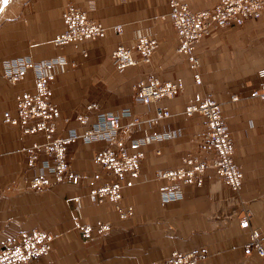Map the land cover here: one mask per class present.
<instances>
[{"label":"crops","instance_id":"obj_1","mask_svg":"<svg viewBox=\"0 0 264 264\" xmlns=\"http://www.w3.org/2000/svg\"><path fill=\"white\" fill-rule=\"evenodd\" d=\"M69 1L102 25L120 24L121 31L108 30L75 44H53ZM184 1L197 8L216 0ZM167 10L166 0H25L18 11L0 19V67L4 59L25 54L36 60L65 58L49 83L50 101L58 109L55 134L70 127L80 130L76 114L87 103L104 110L127 106L142 117L151 116L158 106L169 111L157 123L141 121L130 132L120 131L110 142H68L66 158L78 179L33 188L28 183L36 169L28 151L38 159L44 155L40 148L26 147L43 136L24 133L18 124L2 118L4 110L12 112L15 95L31 88V73L9 81L0 69V246L31 227L53 235L45 253L22 264H146L188 249L203 253L201 264H264V257L244 250L252 229L264 247V99L248 94L257 80L256 69L264 65V16L248 18L239 26L210 27L194 46L199 56L196 83L184 54L176 50L174 27L163 15ZM138 37L156 40L149 62L112 65L109 51L117 43L131 47L133 58L139 59L134 48ZM148 72L159 81L179 79L183 89L172 97L141 103L136 83ZM204 95L219 103L233 145L231 157L242 172L241 184L234 190L206 167L199 183L180 184V198L160 201L158 187L166 181L156 178L155 172L174 167L182 154L198 146L205 119L198 112L186 114L183 108ZM160 131H171L172 136L148 138ZM141 137L146 139L143 143L133 144ZM104 148L142 152L136 174H127L128 183L120 189L119 203L130 207L125 216L118 214L112 200L92 202L85 196L108 180L123 182V177L93 160V154ZM96 220L107 222L108 230L99 233ZM75 221L91 225L87 238Z\"/></svg>","mask_w":264,"mask_h":264},{"label":"built area","instance_id":"obj_2","mask_svg":"<svg viewBox=\"0 0 264 264\" xmlns=\"http://www.w3.org/2000/svg\"><path fill=\"white\" fill-rule=\"evenodd\" d=\"M166 1L168 10L163 15L170 19L174 27L176 50L184 54L196 83L199 82L197 72L199 56L194 46L210 27L239 26L248 18L264 16V0H216L211 5L201 8H191L184 0ZM62 22L61 31L51 39L55 45L75 44L80 40L102 36L108 30L119 33L122 29L120 24L102 25L90 17L86 10L69 2L62 11ZM155 45L154 38L138 37L134 48L139 53V59H134L131 47L117 43L109 51L110 63L120 68L140 61L149 62ZM65 63V58L61 55L36 60L29 54L9 57L1 62V75L9 81L20 80L26 72L31 73V88L15 95L12 112L4 110L2 118L11 124H18L24 133L37 132L43 136L41 142L32 143L26 147L27 150L40 148L44 155L38 159L31 151H28L29 162L36 169L35 175L28 183L33 188L50 185L53 181L78 179V173L70 168L66 158L65 146L68 142L74 140L110 142L120 131L130 132L133 126L141 121L154 124L169 115L165 106L155 107L151 116L142 117L132 112L127 106L117 110H104L95 103H87L84 110L76 114L78 122L83 126L80 130L70 127L62 134H55L58 109L50 101L49 83L54 73ZM255 74L256 83L250 88L248 94L263 100L264 65L258 67ZM182 89L183 83L179 79L159 81L151 72H148L136 83V99L148 104L158 98L172 97ZM183 111L186 114L192 112L202 114L206 129L196 149L182 154L177 165L156 170L155 177L166 181L158 187V199L170 201L180 198L182 196L180 184L199 183L206 167L213 168L230 188L234 190L239 188L242 172L239 165L232 160L233 145L227 124L220 116L219 103L212 96L204 95L199 101L186 105ZM170 136H172L171 131H160L149 135L148 138L162 140ZM145 140V137H141L133 140V144H140ZM141 155V150L126 152L121 149L113 152L109 148H104L96 151L93 154V160L111 169L117 176L123 177V182L108 180L90 188L85 194L86 198L92 202L110 199L120 216L127 215L130 207L119 203L120 189L128 183L125 178L127 174H136L138 159ZM242 224L245 225V221ZM75 226L84 238L88 237L92 228L88 223L76 221ZM95 228L102 233L108 230L109 224L96 220ZM52 238L51 233L37 227L22 229L0 246V264H22L34 256L41 255L49 249ZM244 250L255 251L264 257V247L254 229L250 230ZM202 256L203 253L198 249L173 251L166 259L146 264H201Z\"/></svg>","mask_w":264,"mask_h":264},{"label":"rangeland","instance_id":"obj_3","mask_svg":"<svg viewBox=\"0 0 264 264\" xmlns=\"http://www.w3.org/2000/svg\"><path fill=\"white\" fill-rule=\"evenodd\" d=\"M24 1L25 0H0V19L4 16H8L12 14V12L14 11H18L20 9L21 4H23ZM69 3L71 2L69 1ZM204 6H208V5H204ZM201 7L203 6H197V8H201Z\"/></svg>","mask_w":264,"mask_h":264}]
</instances>
